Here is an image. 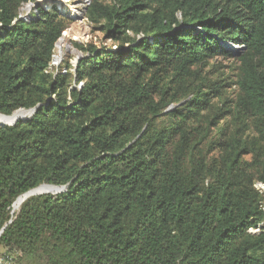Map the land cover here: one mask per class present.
<instances>
[{
	"label": "trees",
	"instance_id": "1",
	"mask_svg": "<svg viewBox=\"0 0 264 264\" xmlns=\"http://www.w3.org/2000/svg\"><path fill=\"white\" fill-rule=\"evenodd\" d=\"M37 1L0 0V115L39 106L0 126L2 263L264 264V0H91L65 74Z\"/></svg>",
	"mask_w": 264,
	"mask_h": 264
},
{
	"label": "rangeland",
	"instance_id": "2",
	"mask_svg": "<svg viewBox=\"0 0 264 264\" xmlns=\"http://www.w3.org/2000/svg\"><path fill=\"white\" fill-rule=\"evenodd\" d=\"M79 0H38L39 5L43 8H47L49 5L55 6L57 12L64 16H68L71 21L68 26L62 32L61 37L55 44L54 53L52 57L51 71L55 72V68L61 63L69 62L71 66H76V62L82 57L81 47H85L89 43H95L97 47L100 46L101 35L92 32V27L87 22L86 18L78 19L74 15L75 10L79 6L76 2ZM82 1V0H81ZM91 0H88L90 4ZM88 7V6H87ZM36 8H33V4L27 3L19 10V18L24 19L26 16H32L31 13ZM86 13V12H85ZM80 15V14H79ZM105 45H111L109 42L104 43ZM236 46V45H235ZM57 48V49H56ZM58 64V65H57ZM225 65L224 63H222ZM53 66H56L55 68ZM63 68H61L62 70ZM258 190H262L260 185H256ZM1 252V251H0ZM0 264L2 263L0 256Z\"/></svg>",
	"mask_w": 264,
	"mask_h": 264
},
{
	"label": "water",
	"instance_id": "3",
	"mask_svg": "<svg viewBox=\"0 0 264 264\" xmlns=\"http://www.w3.org/2000/svg\"><path fill=\"white\" fill-rule=\"evenodd\" d=\"M43 1H46V0H43ZM76 3L78 4V2H76ZM85 4H86L85 7H83V9L80 10V15L77 16L78 19L79 18L82 19V18L85 17V12L87 10V6L89 5L88 0L85 1ZM38 5H39V2L34 3L33 4V8H37ZM19 19L21 20V18H19ZM236 51H239V49H237ZM38 107L39 106H37V107H35L33 109H30V110H19V111H16V112H26V113H28V115L26 117H24V118L15 119L13 122L8 123V124L0 123V126H11V125H14L17 121H27V120H29L33 116V114L35 113V111H36V109ZM16 112H14V113H16ZM0 116H3V115H0ZM7 117H9V116H7ZM42 187H46L49 190L48 191H44V192L40 191V188H42ZM65 190H66L65 186L58 187V186H51V185H41V186H39V187H37L35 189H32V190L28 191L27 193L23 194L22 196H20L19 198L16 199V201L14 203H16L18 200H21V202H23L26 199H28L29 197L38 196V195H44V194L56 195V194H60V193L64 192Z\"/></svg>",
	"mask_w": 264,
	"mask_h": 264
},
{
	"label": "bare ground",
	"instance_id": "4",
	"mask_svg": "<svg viewBox=\"0 0 264 264\" xmlns=\"http://www.w3.org/2000/svg\"><path fill=\"white\" fill-rule=\"evenodd\" d=\"M85 1L86 0H79L78 1V7H77V10H75V13H74V15H76V16H79V14H80V10H82L83 9V7H85ZM57 49V48H56ZM28 115V113H26V112H16V113H14L12 116H9V117H7V116H0V123H6V124H8V123H11V122H13L15 119H20V118H24V117H26ZM49 189L48 188H46V187H42V188H40V191H48ZM21 200H18L16 203H14L13 204V211H16V210H18V208H19V206L21 205Z\"/></svg>",
	"mask_w": 264,
	"mask_h": 264
},
{
	"label": "built area",
	"instance_id": "5",
	"mask_svg": "<svg viewBox=\"0 0 264 264\" xmlns=\"http://www.w3.org/2000/svg\"><path fill=\"white\" fill-rule=\"evenodd\" d=\"M29 18H30V16H26V18H24V20H28ZM52 57H53V56H52ZM51 61H52V59H51ZM57 65H58V64H57ZM60 66H61V64H60L59 66H57V67H56V66H53L54 68L56 67V68H55V69H56L55 72H56V73L65 74V73H66V69H65V68H63L62 70H61V68H60V72L57 71V70H59V67H60ZM72 67L75 68L74 65H73ZM49 71L52 72V71H51V64H50ZM80 87H81V84H78V85H77V88H80Z\"/></svg>",
	"mask_w": 264,
	"mask_h": 264
},
{
	"label": "clouds",
	"instance_id": "6",
	"mask_svg": "<svg viewBox=\"0 0 264 264\" xmlns=\"http://www.w3.org/2000/svg\"><path fill=\"white\" fill-rule=\"evenodd\" d=\"M228 46L231 47V48H233V49H235V50L239 49V47L235 46L234 44H228ZM76 63H77V62H76ZM75 67H76V66H75Z\"/></svg>",
	"mask_w": 264,
	"mask_h": 264
}]
</instances>
